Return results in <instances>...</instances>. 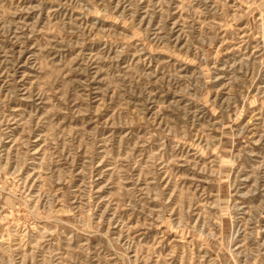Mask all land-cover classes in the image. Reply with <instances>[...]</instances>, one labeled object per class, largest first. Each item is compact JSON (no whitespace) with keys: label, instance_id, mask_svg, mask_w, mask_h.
Masks as SVG:
<instances>
[{"label":"rangeland","instance_id":"rangeland-1","mask_svg":"<svg viewBox=\"0 0 264 264\" xmlns=\"http://www.w3.org/2000/svg\"><path fill=\"white\" fill-rule=\"evenodd\" d=\"M0 264H264V0H0Z\"/></svg>","mask_w":264,"mask_h":264}]
</instances>
